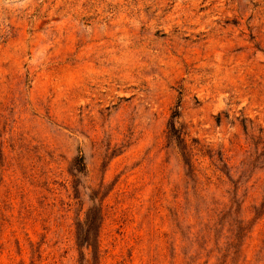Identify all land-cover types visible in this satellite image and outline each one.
I'll return each instance as SVG.
<instances>
[{
    "label": "rangeland",
    "instance_id": "1",
    "mask_svg": "<svg viewBox=\"0 0 264 264\" xmlns=\"http://www.w3.org/2000/svg\"><path fill=\"white\" fill-rule=\"evenodd\" d=\"M0 264H264V0H0Z\"/></svg>",
    "mask_w": 264,
    "mask_h": 264
},
{
    "label": "trees",
    "instance_id": "2",
    "mask_svg": "<svg viewBox=\"0 0 264 264\" xmlns=\"http://www.w3.org/2000/svg\"><path fill=\"white\" fill-rule=\"evenodd\" d=\"M83 163H84V161H83L82 158L78 160V165H79V168H80V169L83 168ZM80 169H79V170H80ZM90 224L93 225L94 222H92V220H91V221L89 220L87 223H85V226H86V225L88 226V225H90Z\"/></svg>",
    "mask_w": 264,
    "mask_h": 264
}]
</instances>
